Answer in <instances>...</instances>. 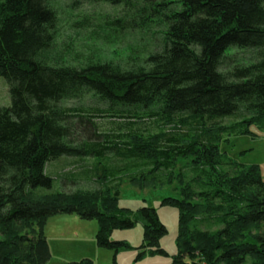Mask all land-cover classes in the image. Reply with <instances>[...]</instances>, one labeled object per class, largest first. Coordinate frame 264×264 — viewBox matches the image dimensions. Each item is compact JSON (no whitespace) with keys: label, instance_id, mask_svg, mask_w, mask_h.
<instances>
[{"label":"trees","instance_id":"obj_1","mask_svg":"<svg viewBox=\"0 0 264 264\" xmlns=\"http://www.w3.org/2000/svg\"><path fill=\"white\" fill-rule=\"evenodd\" d=\"M87 1L123 5L141 24L158 19L163 43L130 69L57 67L44 55L56 21L47 1L0 0V76L11 98L9 107H0V264H44L43 228L57 214L96 220L97 246L136 249L135 260L156 255L170 257V264H264V237L251 233L264 224L260 169L220 147L229 140H221L224 134L254 139L264 133V0H180L178 7L164 0ZM235 49L256 51V59L240 64L230 55ZM89 93L106 108L59 106ZM236 115V124H219ZM103 116L135 121L116 123L117 134L99 133L93 118ZM144 117L163 129L142 130ZM107 155L125 163L110 166ZM62 156L96 160L88 173L99 187L38 193L51 187L47 163ZM179 160L188 161L192 174L176 166ZM135 162L148 168L125 174L130 186L175 187V196L160 201L178 214L172 255L160 245L167 228L156 209L119 206L120 174L139 167ZM138 222L139 247L109 240L111 231Z\"/></svg>","mask_w":264,"mask_h":264},{"label":"rangeland","instance_id":"obj_2","mask_svg":"<svg viewBox=\"0 0 264 264\" xmlns=\"http://www.w3.org/2000/svg\"><path fill=\"white\" fill-rule=\"evenodd\" d=\"M54 11L56 21L52 29L53 39L44 53L48 63L57 67L82 68L89 63L110 64L120 69H130L142 65L144 59L158 50L163 43L164 27L155 19L141 24V19L127 11L123 5H111L105 2H91L87 0H46ZM161 1V0H158ZM179 6L180 0H164ZM256 51L232 50L230 55L236 56L240 64H247L256 59ZM11 98L6 80L0 76V107H9ZM62 109H105L106 104L98 97L89 93L75 99L64 100L59 104ZM71 113V112H69ZM99 133L119 132L118 124L135 121L133 118L94 117ZM241 120V116L227 117L219 124L234 125ZM116 123H118L116 125ZM146 123L142 130L156 133L163 129L156 120L143 118ZM166 129V128H165ZM257 132L255 128L252 129ZM122 131V130H121ZM123 130L122 132H125ZM191 135V132H189ZM78 134H80L78 132ZM82 133L79 138H81ZM229 139L220 144L221 151L227 157L244 165H257L264 181V133L258 132L252 139L247 136L222 135L221 140ZM244 152V153H241ZM110 166L123 165L111 155ZM103 162V161H102ZM127 162V161H126ZM96 160L62 156L47 163L45 173L51 178L49 189L39 188L38 193L72 192L75 190H93L99 185L88 173ZM139 167L121 172L119 184V206L135 210L142 206L156 209L159 220L167 228V234L160 240V245L169 255L176 252V236L178 233V214L175 209L161 207L160 201L164 197L175 196L174 185H160L159 187L136 189L127 182L125 174H136L148 167ZM176 166L186 168L190 172L188 161H177ZM187 166V167H186ZM202 228H206L202 226ZM213 229V228H211ZM98 231L96 220L79 219L76 215L57 214L49 217L43 235L48 245L49 258L44 264H66L88 259L93 264H170V257L145 255L135 260L136 249L114 250L98 247L95 236ZM24 232L29 233L28 230ZM252 234L264 237V224ZM110 241L125 242L132 248L142 244L143 225L136 223L132 228L115 229L109 234Z\"/></svg>","mask_w":264,"mask_h":264}]
</instances>
